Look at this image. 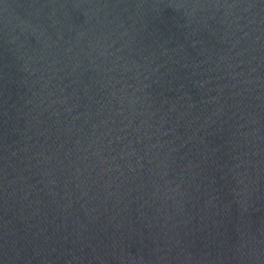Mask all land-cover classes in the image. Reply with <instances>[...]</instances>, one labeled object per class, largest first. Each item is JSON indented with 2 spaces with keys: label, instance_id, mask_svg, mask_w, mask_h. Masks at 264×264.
Instances as JSON below:
<instances>
[{
  "label": "water",
  "instance_id": "obj_1",
  "mask_svg": "<svg viewBox=\"0 0 264 264\" xmlns=\"http://www.w3.org/2000/svg\"><path fill=\"white\" fill-rule=\"evenodd\" d=\"M0 264H264V0H0Z\"/></svg>",
  "mask_w": 264,
  "mask_h": 264
}]
</instances>
